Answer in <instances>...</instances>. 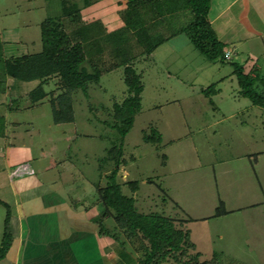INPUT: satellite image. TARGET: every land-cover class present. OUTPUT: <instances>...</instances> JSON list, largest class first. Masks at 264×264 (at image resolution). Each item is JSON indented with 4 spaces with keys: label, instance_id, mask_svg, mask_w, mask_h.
Wrapping results in <instances>:
<instances>
[{
    "label": "rangeland",
    "instance_id": "1",
    "mask_svg": "<svg viewBox=\"0 0 264 264\" xmlns=\"http://www.w3.org/2000/svg\"><path fill=\"white\" fill-rule=\"evenodd\" d=\"M62 14L61 0H0L2 52L9 53L5 40L16 39L24 31L34 39L35 47L21 44L13 54L40 50L41 22ZM117 20L121 21L119 16ZM249 66L243 65L245 72H249ZM135 67L144 85L141 109L123 144L124 156L135 158L128 159L119 171L118 181H139L133 197L140 211L190 219L185 223L196 251L201 253L200 260L214 255L218 264H264V110L239 96L231 64L205 59L183 34L159 46ZM215 82V90H219L212 94V105L201 90ZM88 93L89 98L81 91L74 95L75 121L55 127L57 132L52 136L58 141L47 145V157L43 159L44 164L49 163L56 150L58 156L62 155L59 169L72 179L68 187L87 192L86 203L97 200L96 184H105L103 173L111 167L104 156L116 132L103 121L109 119L113 102L127 95L122 68L103 73L99 85H90ZM11 115L22 120L33 117L32 112ZM11 115L7 116L9 120ZM152 126L162 135V149L142 141V130ZM249 132L253 140L248 141L245 136ZM2 135L3 129L0 143ZM162 154L166 155V168L161 165ZM208 154L214 164L205 166L200 161L196 166L198 157L203 161ZM182 165L190 167L179 170ZM147 177H153V183H147ZM8 188L7 182L0 187V200L13 213ZM123 192L130 194L127 186H123ZM220 201L229 212L215 217ZM5 214L6 207L0 203V242ZM105 223L109 228L114 225L112 219ZM127 249L132 251L129 246ZM0 264L9 263L4 259Z\"/></svg>",
    "mask_w": 264,
    "mask_h": 264
},
{
    "label": "trees",
    "instance_id": "2",
    "mask_svg": "<svg viewBox=\"0 0 264 264\" xmlns=\"http://www.w3.org/2000/svg\"><path fill=\"white\" fill-rule=\"evenodd\" d=\"M61 1L62 16L41 22L40 50L6 57L0 44V93L5 92L8 77L21 82L38 81L29 92L31 100L35 104L48 102L55 124L70 123L75 121L74 95L81 91L89 98L90 85H99L103 73L122 68L127 95L120 102H113L109 119L103 121L116 136L105 149L104 160L111 163L104 173L106 182L96 184L97 201L102 204L101 212L93 218L98 233L117 242L118 264H218L214 255L200 260L201 253L196 251L185 223L190 219L176 220L164 212L140 211L133 197L139 181H118L119 171L128 159L135 158L134 155L126 158L123 148L141 109L144 89L142 74L135 65L149 59L159 46L183 34L205 59L231 64L239 96L264 110V87L257 85L260 77L245 72L242 64L226 59L227 46L218 39L209 21L211 0H124L117 10L121 26L114 30H108L101 19L83 18L82 10L97 0ZM216 83L201 90L212 105V94L219 90H215ZM4 124L5 117L0 115V130ZM142 141L157 150L163 148L162 135L153 126L142 130ZM161 158L164 165L166 155L162 154ZM146 182L153 183V177H147ZM123 186H127L129 195L123 192ZM0 203L6 207L0 242L2 261L13 241L10 226L13 210L7 203L1 200ZM228 212L220 201L214 216ZM107 219L113 220L112 228L106 225Z\"/></svg>",
    "mask_w": 264,
    "mask_h": 264
},
{
    "label": "crops",
    "instance_id": "3",
    "mask_svg": "<svg viewBox=\"0 0 264 264\" xmlns=\"http://www.w3.org/2000/svg\"><path fill=\"white\" fill-rule=\"evenodd\" d=\"M106 2L97 0L82 14L87 20L101 19L108 30H114L121 26L117 20L121 0ZM208 17L218 39L230 52L229 60L249 64V71L260 77L258 82L264 87V0H211ZM25 25L29 27V23ZM16 32L21 33L19 29ZM24 32L16 39L4 41L9 46L6 57L14 56V49L21 44L35 45L34 39L30 40ZM37 84L38 81L21 82L8 77L6 90L0 93V115L5 117L0 143V187L8 183L14 204L10 223L13 241L4 259L9 264H118L117 242L99 234L93 219L101 212L102 204L97 200L86 203L87 192H75L73 186L68 187L72 179L59 169L63 160L56 149L49 163H43L47 145L58 141V137L52 136L57 132L55 127L64 123L53 122L48 102L35 104L31 100L29 92ZM16 112H32L33 117L17 119L11 115ZM246 137L253 140V133ZM201 158L198 157L196 166L200 161L205 166L215 162L210 154L203 161ZM19 164H27L30 172L11 177V171ZM165 164L161 165L166 168ZM183 165L179 170L190 167Z\"/></svg>",
    "mask_w": 264,
    "mask_h": 264
},
{
    "label": "built area",
    "instance_id": "4",
    "mask_svg": "<svg viewBox=\"0 0 264 264\" xmlns=\"http://www.w3.org/2000/svg\"><path fill=\"white\" fill-rule=\"evenodd\" d=\"M226 59H230V52L226 51L225 53ZM30 172L27 164H19L11 171L10 175L11 177H18L25 174H28Z\"/></svg>",
    "mask_w": 264,
    "mask_h": 264
}]
</instances>
